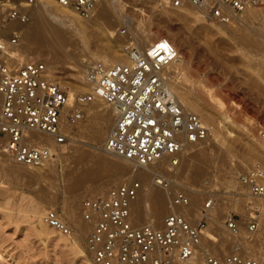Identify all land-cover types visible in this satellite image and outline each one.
<instances>
[{
	"label": "built area",
	"instance_id": "built-area-1",
	"mask_svg": "<svg viewBox=\"0 0 264 264\" xmlns=\"http://www.w3.org/2000/svg\"><path fill=\"white\" fill-rule=\"evenodd\" d=\"M44 1L89 18L103 0H0V160L8 158L31 167L53 161L60 146H70V127L84 118L94 101L113 108L116 120L105 148L124 159L149 165L165 157L171 166H177L186 147L207 143L210 127L196 112L187 109L170 87V82L179 76L173 67L180 55L166 36H158L143 46L129 25L122 23L119 34L130 36L125 47L128 61L110 56L96 59L85 73L89 90L75 93L72 98L52 78L45 60H18L23 38L19 26L28 24L35 8ZM259 2L165 0L163 4L190 6L205 19L228 25L238 22L248 5L256 7ZM255 136L264 141V124L257 125ZM236 179L245 189L246 212L241 215L231 209L224 214L229 242L241 237V227L246 240L257 232L264 200V168L260 162L239 170ZM140 186L138 180L126 177L81 197V218L91 225L85 246L93 264L190 263L200 254L201 264H264L248 255L238 242H232L231 249L222 253L212 254L201 248L208 211L215 203L213 197L202 199L194 216L177 210L166 213L158 222L136 221L132 204ZM190 204L191 198L184 190L172 194L171 206L186 208ZM40 221L56 233L71 234L54 209L45 210Z\"/></svg>",
	"mask_w": 264,
	"mask_h": 264
},
{
	"label": "rangeland",
	"instance_id": "rangeland-1",
	"mask_svg": "<svg viewBox=\"0 0 264 264\" xmlns=\"http://www.w3.org/2000/svg\"><path fill=\"white\" fill-rule=\"evenodd\" d=\"M120 2L123 7L119 11L122 16L129 18L132 33L147 32L151 28L158 30L184 54L187 63L185 73L190 81L187 93L192 97L196 94L200 98L197 99L195 109L200 114L209 116L205 124L218 135L217 140L211 138L206 144L192 150L187 161L177 169L176 182H173L176 188L168 191L165 198L171 201L172 194L177 190L193 192L190 189L207 194L200 196L199 205L207 196L213 197L215 203L209 215L213 216L215 223L210 224L208 220L205 232L216 237L218 245L208 241L204 232L203 248L215 253L230 250L222 227L224 214L231 209H236L241 215L246 212L243 204L247 197L236 180V174L254 162H260L264 168V142L255 136L257 125L264 124V0L258 6H252L255 11L253 14L245 13L238 22L230 24V27L205 19L194 9L192 11L195 15L191 16L152 0ZM69 13L77 20L69 22L61 19L58 25L74 33L81 28L85 34L81 44H68L69 55L61 53L60 48L52 43L41 46L42 53L39 51L38 54L35 52L41 50L40 47L24 53L21 43L22 54L19 55L22 58L32 57L48 62L52 78L65 87L68 93L75 94L88 90L81 82L86 70L97 56L112 54L109 48L115 43L114 39L106 38L94 20L92 22L90 18L82 19L73 12ZM234 25L241 26V33L236 36L229 33ZM220 26L225 28L220 29ZM249 40L252 42L247 43ZM119 42L123 46L127 44L125 40ZM71 45L74 46L73 51L70 50ZM50 47H56L57 51L55 48L52 51ZM79 50H84L85 53ZM70 53L73 57L83 55L84 66L70 65L73 60ZM119 60L125 62L123 52ZM177 87L173 86L176 97V91H179ZM208 96L212 98L211 103L206 101ZM90 105L80 124L72 127L74 141L71 147L57 149L56 159L39 167L19 164L17 167L23 172L14 178L4 174L7 170H0V264H91L85 249L91 226L82 227L78 210L80 195L88 189L102 190L101 187L97 188L101 183L107 187L121 179L109 183L110 178H103L94 183L88 182L81 188L71 187L83 168L95 166L97 158H104L108 166L117 161L102 153L100 147L103 144L94 145L92 141L93 132L100 128L101 116L110 108L102 103L100 107ZM223 116H227L230 121L225 122ZM128 171L129 169L124 173ZM193 172L197 176L191 177ZM147 174L139 180L141 186L146 180L152 185L158 177L165 180L163 174H156L154 171H148ZM261 203L260 228L254 236L244 241L243 247L248 255L264 262V200ZM47 209H54L73 228L72 236L76 237V246L71 241H58L55 232L47 236L39 233V227H43L40 217ZM161 218L162 216L159 221ZM208 242L212 243L213 250L208 248Z\"/></svg>",
	"mask_w": 264,
	"mask_h": 264
},
{
	"label": "bare ground",
	"instance_id": "bare-ground-1",
	"mask_svg": "<svg viewBox=\"0 0 264 264\" xmlns=\"http://www.w3.org/2000/svg\"><path fill=\"white\" fill-rule=\"evenodd\" d=\"M152 1H154L156 3H163L165 0H152ZM252 6L253 5H251V4L248 5L246 7L243 15L245 13H248L250 15L253 14L255 11H254V8ZM122 7H123V5L120 2V0H103L97 5L94 14L89 18L92 20V22L94 20L97 23L98 29H101L102 32L105 33L106 38L114 39L115 44L112 45L111 48H109V51L112 54H109V55L110 56L112 55V58L114 60L120 61L119 57L121 56V53L123 52V55L125 56V62H127L128 57H127L126 50H125L126 45L123 46L122 44H120L119 41L125 40V42L128 43L127 41L129 40L130 36H128V35L127 36H121L118 31H119L122 23H127L128 25H130V20L127 16L121 15L119 10H121ZM173 8L176 9V11H178L184 15H191V16L195 15V13H193V11H192V9H194V8L190 7V6L189 7H184V6L183 7H173ZM195 11L198 12L197 10H195ZM69 12H73L74 14H76L70 8L56 4V3H53L51 1H44V2H42L41 5L37 6L34 10L33 17L31 19V21L28 24L19 26L22 30V33H23V38H22L23 52L26 53V51H27V53H28L29 51L34 50V48L36 50V48H39V47L41 49V46L50 45L52 43L53 45L54 44L57 45L58 46L57 48H60L61 53L63 52L64 54L69 55V52L67 49L68 44L70 45L71 43H78V42H80V44H81L85 38L84 31L81 28L77 30L78 31L77 33H74V32H70V31H68V30H66V29H64L58 25L61 19H66L69 22H73L74 20H77ZM89 18H82V19H89ZM234 23H236V22H233L231 24H234ZM218 24H220V23H218ZM223 25L229 26L230 24H228V25L221 24V26H223ZM221 26L219 27L220 29L223 28ZM231 27H232V25H231ZM239 27H241V26H239ZM239 27L236 25L235 27H233L229 30V33L232 35L235 34V36H236L237 33H239V32L241 33V28H239ZM134 34H135L137 40L143 46H146L148 44V42H150L154 38H156L158 36H163L158 30H155L152 28L147 32H145V31L136 32L135 31ZM238 40H240V39L238 38ZM243 40H246V39H243ZM239 42H242V41H239ZM246 42L248 43V42H252V41L249 40ZM84 43L86 44V42H84ZM73 45H75V44H73ZM76 46H77V44H76ZM73 47L71 45V48H72L71 49L69 46L70 50L73 51ZM54 48L56 49V47H54ZM54 48H52V49L55 50ZM76 48H78V47H76ZM49 49H51V47ZM84 49H86V48H84ZM42 50L43 49L36 50L37 52H35V53L38 54L39 51H41L40 53H42ZM60 50H58V51H60ZM44 51H46V50H44ZM56 51H57V49H56ZM80 51L81 50H79V52ZM86 51H87V49H86ZM76 52H78V51H76ZM178 52H179L180 58H179L178 63L173 68L178 71L179 76L170 82V87L172 84L171 89L174 93L175 90H173V86H174V88L178 86L177 89L179 91L178 92L176 91V93H177L176 95L178 97L177 99L187 109L196 112L200 116V118L203 120V122L206 123L209 116L207 114H200L195 109L197 99H200V98L195 96L196 94L194 95V97H192L190 95V93L189 94L187 93L188 92L187 87L190 84V81H189V79L185 73V69L187 70V68H186L187 63L185 62L184 54L182 52H180L179 50H178ZM81 53H85V51L82 50ZM109 55H103V56H100V55L97 56L96 55L97 56L96 59H98L100 57L109 56ZM71 56H72V54H71ZM71 56H69V57H71ZM72 57H71V60L72 59L73 60H72V62H70V65H73V67H74V65H75V67H77L78 65L84 66V62H83L84 60H82L84 58L83 55L79 54V57H77V56L73 57V58ZM22 59L23 58L21 57V55L18 54V60H22ZM121 62H123V61H121ZM47 64H48L47 65L48 68L50 69L48 62H47ZM81 82L89 90V86L85 81V76L81 79ZM68 95L70 98H72L74 96V94L72 92H69ZM207 100H208V103L209 102L211 103L212 98L210 96H208L206 98V101ZM95 103H97V102L94 101L93 105ZM101 103L95 104L94 107H100ZM102 104H104V103H102ZM93 105H90V106L93 107ZM104 105H106V104H104ZM106 106L109 107L110 110H108L107 113H105V114H103V116H101L100 128L97 131L93 132L92 141L94 142V145L99 144V143L103 144V147L102 148L100 147V150H102V153H104L108 156H112L117 161L112 163V166H108L106 164V160L104 158H102V157L97 158V160H95V163H96L95 166L83 168V170L81 171V173L79 174L77 179H75L73 184H71V187L73 189H77L79 187L81 188L82 185L85 186L88 182L94 183V182H97L99 180H102L103 178H110L109 183L114 181L115 179L123 180L126 177L133 178V179H136L139 181L141 178H145V176L148 175L147 174L148 171H154L156 174H163L165 180L162 177H158L155 179V182H153V185L148 184V181L146 180L143 183V185L140 186V188L138 189L137 198L132 204L134 219L138 222H147L150 220L158 222L161 216L163 217V215H165L166 213L172 212V211H177V210H183V211L187 212V214H189L190 216L196 215L198 207L200 206L199 205V198L201 195L206 196L207 194H205V192L203 193V191H201V190L190 189V191H193V192H191V193L188 192L186 194L191 198V204H190V206H188L186 208H182V207L177 208L174 206L169 207V204H171V201H169V199H167L165 197L168 195V191H173V189L175 187L173 182L174 181L176 182L178 167H180V165H182V163L186 160V158H188L190 156L192 150L195 147H199L203 144H198L197 146L192 145V146L186 147L184 149L182 155H181L180 163L177 166H171L165 157H163L159 161H157L153 164H149V165H141V164L135 163L134 161L124 159L123 157L117 156V155L107 151L105 148V142H106L108 133L111 130V128L114 126V123L116 120L113 108L110 105H106ZM223 120L225 122L230 121V119L227 116H223ZM72 127L73 126L70 127L71 131H72ZM245 131H246V129H245ZM228 134L231 135V132H228ZM72 137H73V135H72ZM211 138L214 140H217L218 135L210 127V133H209V136L207 138V141L211 140ZM47 139H48L50 145L53 146L52 137L49 136ZM73 141L74 140L72 138V142H71L69 147H71ZM261 142H264V141H261ZM62 147L63 146H60L58 149H60ZM69 147H65V148H69ZM8 162L10 164H8ZM5 163L7 166H5ZM17 165H19V163H15V162L9 160L8 158H2L0 160V170L1 169L7 170L6 173H4V174H6L8 177L11 176L14 178V177H18L19 175H21V173L23 171L20 168H18ZM20 165L22 166V164H20ZM120 165L122 166V168H119ZM28 167H31V166H28ZM128 169H129V171L124 173V171H127ZM121 171H123V172H121ZM195 174H197V173L193 172L192 174H190V176L195 175ZM117 175H120V177L117 178ZM195 176H197V175H195ZM157 179H159L161 181V183H159L157 181ZM121 180H119V181H121ZM110 184H112V183H110ZM105 186H106V184L101 183V184H99V186H97V188L101 187L103 190V188L104 189L106 188ZM241 188L245 192L244 187L241 186ZM99 189H97V190H99ZM94 191H96V189L84 190L80 195L78 204H80V199L83 195L90 194ZM208 197H211V196H207V198ZM211 209H213V207ZM78 210H79V214H80V218H81L79 206H78ZM209 211H208V213H209ZM59 217H60V215H59ZM81 220H82V218H81ZM208 220H209L210 224L215 223L212 215H208ZM263 223H264V221H263ZM66 224L70 227L71 234L66 236V235H62V234L55 232L56 233L55 237L58 239V241H60L62 243L63 242H69V241L74 242L73 246L74 245L76 246V241H75L76 237L72 236V234H73L72 229L73 228L67 222H66ZM81 224H82L83 228H87V227L91 226L88 222H86L84 220H82ZM206 226H207V224H206ZM222 227H223L224 232L228 236L225 227L224 226H222ZM241 229H242L240 232L241 237L236 236V237L232 238V241L229 242L230 247L232 246V242L233 243L238 242V243L243 245L245 243L244 241H247L244 238L245 236H242L244 234V228L241 227ZM51 232H54V231L53 230L51 231V229L46 227L45 225H43V227H39V233L44 235V236L51 234ZM204 232H205V229L203 230V236L201 239V248H203V239L205 237ZM205 233H206V236L208 238V241L213 243V241H212L213 239L217 240L216 237L210 235L207 232H205ZM207 238H205L206 239L205 241H207ZM226 240H227V237H226ZM212 243L209 244V242H208L207 246H208V248L211 247V249L213 250L214 247H212ZM213 244L218 245V242L213 243ZM85 249H86V246H85ZM205 250H207L209 253L215 254V252H213L209 249H205ZM78 252L82 254L81 251H78ZM86 252L90 257L91 264H93L92 259H91V254L87 250H86ZM201 262H202V255L200 254V255H197L195 259L190 261V263L178 262L176 264H201Z\"/></svg>",
	"mask_w": 264,
	"mask_h": 264
}]
</instances>
